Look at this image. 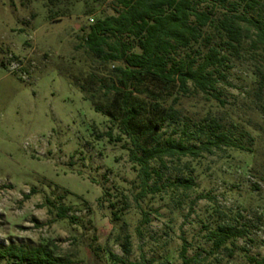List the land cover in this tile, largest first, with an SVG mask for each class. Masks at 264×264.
I'll return each mask as SVG.
<instances>
[{
  "label": "rangeland",
  "instance_id": "rangeland-1",
  "mask_svg": "<svg viewBox=\"0 0 264 264\" xmlns=\"http://www.w3.org/2000/svg\"><path fill=\"white\" fill-rule=\"evenodd\" d=\"M114 12L113 0H0V244L49 245L72 264H183L184 245L191 264H251L264 255L256 62L233 63L220 84L224 104L196 97L182 105L190 116L211 109L251 150L224 146L167 169L156 162L162 181L194 169L193 185L138 200L130 141L81 89L100 87L107 72L77 46L94 20ZM60 206L71 207L67 217L57 216ZM223 223L246 235L216 249L209 236Z\"/></svg>",
  "mask_w": 264,
  "mask_h": 264
},
{
  "label": "trees",
  "instance_id": "trees-1",
  "mask_svg": "<svg viewBox=\"0 0 264 264\" xmlns=\"http://www.w3.org/2000/svg\"><path fill=\"white\" fill-rule=\"evenodd\" d=\"M113 4L115 12L93 19L77 46L106 68V78L100 79L106 82L81 89L130 141L129 156L139 180L136 198L193 185L194 169L185 179L162 181L164 174L153 165L156 162L167 169L170 161L198 160L224 146L251 150L211 109L204 116H190L182 105L185 98L196 97L224 104L220 84L236 61L256 62L257 90L264 93L261 0H113ZM96 78L92 73L90 82L99 81ZM260 109L264 116V103ZM167 126L175 127L166 136ZM240 134L254 141L250 132ZM58 210L57 216L65 218L71 207ZM245 235L246 229L223 223L209 238L218 249ZM186 253L184 245L183 264H191ZM4 259L20 264H72L44 244H0V262ZM250 262L264 264V255L250 257Z\"/></svg>",
  "mask_w": 264,
  "mask_h": 264
},
{
  "label": "built area",
  "instance_id": "built-area-1",
  "mask_svg": "<svg viewBox=\"0 0 264 264\" xmlns=\"http://www.w3.org/2000/svg\"><path fill=\"white\" fill-rule=\"evenodd\" d=\"M92 21H93V19H92Z\"/></svg>",
  "mask_w": 264,
  "mask_h": 264
}]
</instances>
